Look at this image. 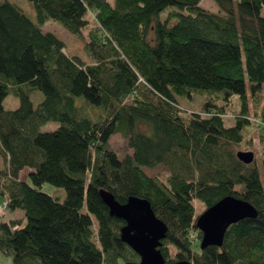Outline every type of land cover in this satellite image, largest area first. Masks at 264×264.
<instances>
[{"label":"trees","instance_id":"trees-1","mask_svg":"<svg viewBox=\"0 0 264 264\" xmlns=\"http://www.w3.org/2000/svg\"><path fill=\"white\" fill-rule=\"evenodd\" d=\"M29 1L35 21L0 0V254L12 264H139L105 190L120 203L150 202L167 226V261L264 264V159L261 177L255 157L246 164L236 155L253 152L245 84L255 94L264 83V0H213L219 12L201 0ZM48 19L75 36L89 62L41 29ZM33 89L43 95L37 106ZM202 90L227 103L239 96L233 124L226 104L179 103ZM7 95L16 108L3 106ZM254 116L264 139V103ZM49 121L59 125L41 131ZM117 133L132 150L123 157L110 144ZM24 167L29 181L19 177ZM45 183L63 188L64 199ZM226 195L250 204L254 217L231 224L220 247L200 248L194 201L204 210Z\"/></svg>","mask_w":264,"mask_h":264},{"label":"water","instance_id":"water-1","mask_svg":"<svg viewBox=\"0 0 264 264\" xmlns=\"http://www.w3.org/2000/svg\"><path fill=\"white\" fill-rule=\"evenodd\" d=\"M238 159L249 164L254 159L252 151H237ZM109 215L125 222L120 238L140 257L139 264H188L165 260L160 246L167 226L154 213L150 202L138 196H130L124 203L118 202L108 191L100 192ZM254 217V209L246 201L226 195L205 208L195 219L196 228L202 233L200 248L220 247L227 228L243 218Z\"/></svg>","mask_w":264,"mask_h":264},{"label":"rangeland","instance_id":"rangeland-1","mask_svg":"<svg viewBox=\"0 0 264 264\" xmlns=\"http://www.w3.org/2000/svg\"><path fill=\"white\" fill-rule=\"evenodd\" d=\"M9 1L18 4L21 7V9L24 11V13L31 20L35 21L36 19L35 12L29 0H9ZM109 1L112 4L113 0H109ZM237 1L238 0H233L234 5H236ZM199 5L209 11L219 12V7L213 0H201ZM260 13L264 17V7L261 8ZM172 23L173 21L171 22V24ZM41 29L43 31L52 32L57 37H59L65 44L66 54H68L69 56H75L84 62H89V58L83 51L81 47V43L75 38L74 35L68 32L59 22L48 19L42 24ZM245 90L247 95V105L251 117V123L248 125L247 133L245 135L244 140H249L251 138L253 144V152L255 154L254 155L255 162L259 169L261 177H263L262 160L264 159V139L259 136L260 128L256 125L257 119L254 116V112L258 113V110L262 107L264 103V83L262 84V88L260 90L255 91L256 93L253 94L249 82L246 81ZM42 97L43 95L39 90L33 89L32 92L30 93V98L33 101L34 106H37V104L41 101ZM208 99L218 105L226 104L225 123L226 125H231L234 123V115L241 110V99L237 94H233L230 97L229 103H227V101L223 100L219 92L209 93L208 91L202 90V91H197L193 99L180 98L179 103L183 108L200 110V106L202 105V103L206 102V100ZM75 103L80 108V110L90 112L91 110L90 105L85 103V100L82 96H76ZM18 105H19V99L13 97L12 95H7L3 99V106L6 109H14ZM58 125H59L58 122L49 121L43 124L40 127V130L51 131L57 128ZM261 134H264V130L261 131ZM110 144L118 157H123L125 154L132 152V150L127 145V139L122 137L119 133L114 134L111 137ZM245 145H249V144H243V147H245ZM145 169L150 174L154 172V169L152 168H145ZM27 173H28V167H24L20 171L19 177L21 179H25L26 181H29ZM42 190L52 195L53 197L57 198L60 201H62L65 197V191L63 188L55 187L48 183L43 184ZM194 205H195V213L200 214L203 211L202 203L195 200ZM21 213L20 212L16 213V216H20ZM8 217H10V214L7 213L4 218H8ZM0 264H12L11 259L5 255L0 254Z\"/></svg>","mask_w":264,"mask_h":264},{"label":"built area","instance_id":"built-area-1","mask_svg":"<svg viewBox=\"0 0 264 264\" xmlns=\"http://www.w3.org/2000/svg\"><path fill=\"white\" fill-rule=\"evenodd\" d=\"M4 203H0V211L4 208Z\"/></svg>","mask_w":264,"mask_h":264}]
</instances>
